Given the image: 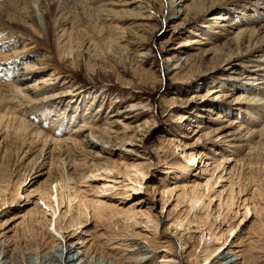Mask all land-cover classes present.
<instances>
[{
    "label": "rangeland",
    "instance_id": "obj_1",
    "mask_svg": "<svg viewBox=\"0 0 264 264\" xmlns=\"http://www.w3.org/2000/svg\"><path fill=\"white\" fill-rule=\"evenodd\" d=\"M48 1L52 5L55 4L58 7L60 5V8L65 7V11L73 13L76 17L67 20L65 28L73 29L75 33H88V37L100 41L98 48L102 52L106 51L97 32L100 31L102 36L112 31L114 34L117 33L115 37L120 38V46L126 47L125 55L122 56L121 51L113 49L109 53H102L103 55L101 54L96 60L78 58L75 68H71L72 66L66 63L59 69L62 73L59 72L60 74L57 73V75H60V81L69 82L72 88L79 90L80 93L76 97L82 101V104L87 105L91 95L94 94L95 103L98 101L105 109L104 116H113L118 109L123 111L119 115L122 116V122L127 124L128 128L125 130L119 125H112L110 130L112 137L127 139L126 136H129L130 132L138 130L140 137L143 138V142L139 143L134 140L133 144H129L126 148L121 147L118 142L113 143L115 152L124 155L122 159L124 165L112 168V173L98 171L94 173L95 177L70 182V186L76 189L80 186L79 189L86 198L98 199L109 205L114 204L116 207L113 213L126 211L128 206L136 201L137 204L133 206L134 212L137 213L134 219L126 220L122 213L112 215L107 211L102 220L87 221L86 227L73 229L65 236H71L70 241L72 242H77L79 239L83 242L77 246L81 250L87 249L89 254H92L91 260H87L89 264H98L100 258H104V255L108 253L116 258H122L123 264H198L199 250L207 245L208 237L205 239L204 235L203 239L206 243L203 246V240L198 248L199 238L205 234L204 229L211 228L218 237L227 225L239 218L240 213L234 217L233 213L224 216L225 211L223 213L220 211V218L215 219L216 205L213 202L210 206L208 222L204 227L198 228L192 222V212L187 215L186 200L177 199L179 192L162 194L161 190L167 191L174 186L180 187L199 177H203L201 180L203 182L210 177L212 165L204 169L202 163H197V160L194 165H188L182 151L193 153L200 150L204 144L219 141L220 136L228 133L227 128L213 132L216 128L215 122L226 125L228 118L215 117L214 114L217 111L213 104L216 94L211 93L210 90L219 87L220 91L239 93L244 96V100L240 102L241 108L236 110V120L241 125L240 133L234 129L230 134L237 143L235 147L230 146V149L227 148L228 146H223L220 151L222 155L234 159L233 166L236 172L232 176L233 189L237 191V188H241L243 191L237 198L252 197L253 201H260L261 195L258 191L264 194V159L260 161L261 151L249 146L244 141V134L249 130L255 131L264 127V110L257 108L258 103L264 101V70H262L264 67V29L260 30L261 32L258 30L255 34L257 36H254L251 43L245 41L241 44L239 50H236L234 46L230 47V43L226 45L234 37V33L239 30L235 27L234 29V25L229 30L230 33L221 31L222 22L218 20L216 25L213 24L212 32L206 30L211 18L218 15L226 14L236 20L240 19L243 11L241 13V8L238 6L242 5V0H239L240 2L221 0L215 5L216 7L204 9L198 13L191 11L187 14H182L184 8L178 4V1L167 9L166 5L161 4V1L165 3L164 0H94V2L89 0L86 6L77 5L76 10L71 3L68 4L70 0ZM205 1L207 5L209 0ZM3 7L9 11L6 5ZM98 8H104L110 13L106 12V14L110 16H100L96 19L92 9ZM250 8L244 14L246 20L255 19L257 14L250 11ZM146 15H150L153 19L145 21ZM27 16L30 18L34 16L37 26L44 35V14L36 10L32 13L30 11ZM262 24H264V16L258 17V24L255 26L258 28ZM213 48L218 49V54H210ZM40 55L39 52L29 57L36 59L40 58ZM50 70L51 68H45L43 75L47 76ZM253 74H257L255 79H244ZM228 78L236 79L244 88L239 91L231 90L230 84L233 82L227 80ZM29 81L31 79L27 80L26 84ZM223 83L226 87L221 85ZM132 102L146 104L151 109L149 107L129 108ZM251 106L255 110H252ZM210 108L214 109V112L208 111ZM184 111H187L185 113L187 119L178 121L177 114ZM250 111L252 113L248 114ZM82 113H84L83 106L80 107V114ZM54 115L49 113L42 119L39 115L33 116L32 113L23 111L22 116L29 117L28 119L34 125L39 126L41 132L50 133L51 119ZM76 121L81 122V118ZM90 121H93V126L106 125L103 118ZM27 145L23 147L22 152L15 150L16 153L8 148L7 156L0 157V178L3 177L1 187L7 189L6 196H4L6 204L0 208V242L6 244L4 248L6 256L9 255V247L14 248L13 264H31L36 258L32 246L22 251L18 248L21 247L18 237L28 226L20 215L29 212L33 202L37 199V197L31 199L30 196L23 199L20 193L25 189L21 190V188L15 195V188L24 181V177L19 175L24 171H31L37 155L36 146L28 143ZM6 147L7 145L3 142L0 156L3 155ZM214 148L216 147L201 149L209 164L212 162V157L216 158L213 156ZM81 154L86 156L89 163H101L98 161L101 158L94 149L84 148ZM82 157L78 159L81 160ZM108 165L111 166V164ZM131 166L140 168L146 174L144 178L139 176L141 183L146 185L145 189L130 191V196H125L122 194V188H112L114 182L108 181L114 178L121 182L115 184L116 186L129 185L127 175L133 178V173H135L134 169L131 171ZM42 172L36 173L37 178L34 175L26 180L27 190L30 191L39 186V183L44 180V176L40 175ZM86 176H90V173L87 172ZM214 177L215 174L213 179ZM218 181L215 191L224 189L229 183L227 177ZM132 185L135 186V184ZM8 191L14 193L12 194L14 197L10 198ZM29 198L30 202L33 201L32 203L27 201ZM120 201L122 204H119ZM38 203L41 202L38 201ZM233 211H236L235 206ZM205 212L206 210L197 213L203 216ZM252 214L244 223L242 232H239L231 243L230 237L225 247L228 246L227 250L233 248L238 253L246 252L244 258L249 263L261 261V264H264V259L259 258L264 255V250H262L264 248V212L257 216ZM150 219L157 222V229H154L152 223L147 222ZM178 219L184 220L181 226L176 227L174 222ZM36 232V240L43 244L37 250V253L39 252L37 256L42 258L47 250L46 246L50 243L48 236L50 234L47 233L45 227H38ZM221 242L222 240L210 241V246H216ZM232 244L235 246L232 247ZM129 246H136L138 250L127 252ZM52 252L59 257V253L53 250ZM141 254L143 258L141 262L131 263ZM69 255V260H74L78 256L76 253L72 258ZM84 260L85 258H82L76 264ZM215 260H212L210 264H215Z\"/></svg>",
    "mask_w": 264,
    "mask_h": 264
},
{
    "label": "bare ground",
    "instance_id": "obj_2",
    "mask_svg": "<svg viewBox=\"0 0 264 264\" xmlns=\"http://www.w3.org/2000/svg\"><path fill=\"white\" fill-rule=\"evenodd\" d=\"M87 1L89 2V0H70L68 4L71 3L75 8L74 10H76L77 5L81 7L86 6L85 4L88 3ZM177 1L178 4L184 8L182 14H187L191 11L198 13L202 12L204 9L208 10L221 0H209L207 5L205 0H164L165 3L161 1V4L162 6L166 5L168 9L170 6L177 3ZM90 2H94V0H90ZM237 2L240 1L237 0ZM242 2V5L238 6V8H241V13L243 11V16L240 19L236 20L231 16H226V14L224 16L218 15L211 18V22H208L209 24L206 26V30L212 32L214 29V27H212L213 24L216 25V22L219 20V22H222L221 31L228 32L232 28V25H234L233 28H238L239 30L234 33V37L226 44L228 46L230 43V47L234 46L236 50H239L240 45L245 41L251 43L254 36H257L255 34L258 30L264 29V24L260 25L258 28L255 26L258 24V17L264 16V5H262L264 4V0H242ZM4 5L9 8V11L4 9ZM248 8H250V11L257 13L254 17L255 19L246 20L244 18V14L248 11ZM29 10L31 13L38 10L41 14H44V35L37 26L34 16L32 18L27 16L30 12ZM92 10L95 12L94 15L96 19H99L100 16H110L107 15L109 12L104 8ZM72 17L75 18L76 16L68 10L65 11V7L60 8V5L59 7L55 4L52 5L48 0H2L0 2V150L3 148V142L7 145L3 155L0 157L4 158L7 156L8 148L12 150L13 153H16L15 150L22 152L24 149L23 147L28 146L27 143L36 146L37 152L31 171H24L19 175L24 177V181L15 188V195L19 192L20 188L21 190L25 189V191L20 193L23 199L29 196L31 199L37 197L34 202H30V198L27 199L28 202H33V206L29 212L20 215V218L26 221L28 226L18 237L19 245H21V247L18 248H20L21 251L28 250V247L32 246V249L36 253V255L34 253L36 256L35 261L31 264H70L72 261H74L72 264H76L82 258H85V260L79 264H89L87 260L92 257V254H89L87 249L81 250V248L77 246L83 242L80 241V239L77 242H72L70 241L71 236L66 237L65 234L67 232L70 233L73 229L77 230L78 228L86 227L87 221L102 220L107 211L115 215L117 212L113 213V210L116 206L114 204H106L98 199L92 200L86 198L79 189L80 186L76 189L70 186V182L72 183L76 180H83L92 176L95 177L94 173L98 171L110 174L113 171L112 168H115L117 165H124L122 162L124 155L115 152L113 143L118 142L121 144V147L126 148L129 144H133L134 140L139 141V143L143 142V138L140 137L138 130L130 132L129 136H126L127 139L112 137L110 133L112 125H119L125 130L128 128V125L122 122V116L119 115L123 111L118 109L113 114V116H116L115 118H113L112 115L109 117H107V115L104 116L105 109L98 101L95 103L96 97H93L94 94L91 95V99L88 101L87 105L85 103L82 104V101L76 97L80 93L79 90L72 88L69 82L60 81V75H57V73L60 72L59 69H61L62 65L66 63L72 66L71 68H75L78 58L85 57L84 60H96L102 53H109L113 49H118L119 52L121 51L123 53L122 56L127 53L126 47L120 46V38L115 37L117 33L114 34L112 33L113 31L105 36L100 35V31L97 32L105 47L106 52H102L98 48V43H100V41H96L93 37H88V33H75L73 29H66L65 23ZM152 19L150 15L144 17L145 21ZM230 32L231 31H229V33ZM217 51V48H213L210 54H218ZM28 52L29 55L38 54L40 52L41 57L32 59L29 57ZM45 68H51L47 76L43 75ZM262 70H264V67ZM255 75L257 74L244 77V79L253 80L255 79ZM30 79L31 81L26 84V81ZM227 80L233 82L230 84L231 90L235 89L239 91L244 88L243 85L234 78H228ZM221 85L225 86V83ZM218 88L219 87H214L210 90L211 93L216 94L213 99V104L214 109L217 111L214 112V109L211 110L212 108L208 109V111L214 112L216 115L215 117H228L226 125L215 122L216 128L213 129V132H217L221 128H227L228 133L220 136L219 141L209 142L208 144H204L201 148L208 149V147H216L213 149V156H216V158L212 157V162L209 164L205 160L207 157H205L201 149L193 153L182 151L188 165H194L196 160L197 163H202V167H205L204 169L212 165L210 177L206 178L203 182L201 181L203 177H199L191 181V183H185L180 187L174 186L167 191L161 190V193L172 194L178 191L177 199L181 198V200H186L188 207L187 215L192 212V222H194L198 228L204 227L208 222L210 218L209 210L213 202H215L214 205H216L215 214L217 215L215 219L220 218V211H222V213L225 211L226 214L224 216L233 213L235 217L240 213V219L237 218L234 223L227 225L225 229L223 228V232L220 233L218 237H216L211 228L207 227L204 229L205 234H202L199 238L198 248L200 243L204 240V235L205 239L208 237L207 245L199 250L200 260L198 264H210L214 259H216L215 264H261V261H259L260 263L257 261L249 263V261L244 258L246 254L244 251L238 253V251L233 248L227 250L228 246L225 247L230 237L231 243L238 233L242 232V227L248 220L250 214L253 213L252 215L257 216L264 212V194L258 191L261 195V199L259 202H255L252 200V197L244 199H242V197L237 198L243 191L241 188H237V191L233 189L232 176L236 172L233 166L234 159L232 160L230 157L222 155L220 151L223 149V146H228L227 148L230 149V146L235 147L237 143L234 141L233 137L231 138L230 134H232L234 129H236V132L238 131V133H240L241 125L237 123L236 110L241 108L240 102L244 100V96L239 93L223 92L218 90ZM74 91H76V93L73 94ZM223 102H225L226 105ZM258 105V107L256 106L257 108L264 110L263 100L259 102ZM82 106L84 107V113L80 114V107ZM148 107L151 109L150 106L141 103L132 102L129 105V108L143 109ZM254 107L251 106L250 108L255 110L253 109ZM23 111L32 113L33 116L39 115L42 119L49 113L55 114L51 119V132H41L39 126L34 125V123L28 119L29 117L22 116ZM186 112L187 111L177 114L176 119L178 121L187 119V117H185ZM251 113L250 111L248 114ZM78 118H81V122L76 121ZM97 118H103L106 125L103 127L93 126V121L90 120ZM121 123H123V125H121ZM244 135V141L249 146H253L254 149H259L261 151L259 154V156H261V158H259L260 161L264 159V127L255 131L249 130L245 132ZM87 147L96 151L98 157L101 158L98 159V161H101L100 164L89 163L90 161L86 160V156L81 154L82 149ZM80 157H82L81 160L78 159ZM108 164H111V166ZM130 169L131 171L134 169L135 173H133V178L127 175V180L130 182L129 185L116 186L115 184L121 182L114 178L108 181L110 183L114 182V185L111 186L112 188H122V194L125 196H130V191L136 192L143 188L145 189L146 185L142 184L139 179V176L144 178L146 174L135 166H131ZM38 171H43L40 175L44 176V180L39 183L36 189L27 190L28 188H26L27 185L25 184L26 180L36 175ZM87 172L90 173V176H86ZM16 173L19 174L18 172ZM214 174L215 177L213 179ZM37 176L38 175H36L35 178H37ZM224 177H227V180H229L228 185L222 190L215 191L217 183L219 182L218 180L222 181ZM2 183L3 177L0 178V208L6 204L4 196H6L5 193L7 189H5V185V188L1 187ZM132 184H135V186ZM9 191L7 193L8 196L10 198L14 197L12 195L14 193H10ZM38 201L41 203H38ZM11 203L12 201L10 204ZM120 203L122 204L121 201L119 204ZM136 204L137 202L133 201L126 211L121 212L126 220H132L136 216L137 213L133 210V206ZM41 206L43 207L41 208ZM234 206L236 209L235 212L233 211ZM204 210H206V212L202 214L203 216H200L199 213ZM183 220L178 219L174 222V225L176 227L181 226ZM147 222L152 223L154 229H157V222L155 220L150 219ZM221 223L223 224V222ZM38 227L47 228V233L50 234L48 235L50 237V243L46 246L47 250L43 249L46 251L42 258H38L37 256L39 253H37V250L43 245L36 240L35 232ZM215 240H222V242L216 246H210V241ZM205 243L206 241L204 240L203 246ZM5 245L6 244L0 242V264H13L12 253L14 252V248L10 246L8 249L9 255L6 256L4 250L6 247ZM182 245L184 246V243H182ZM231 246L234 247L235 245L232 244ZM127 248L126 251L130 253L138 250L136 246H129ZM52 250L59 253V257L55 256ZM224 250L227 251L224 252ZM262 250H264V248ZM74 253L78 254V256L74 260H69L68 255L70 254L69 256L72 258ZM220 254H225L226 256H219ZM231 257L233 258L230 259ZM259 258L264 259V255ZM142 259L141 254L131 263L141 262ZM121 260L122 258H116V256L108 253L104 255V258H100L98 264H123Z\"/></svg>",
    "mask_w": 264,
    "mask_h": 264
}]
</instances>
